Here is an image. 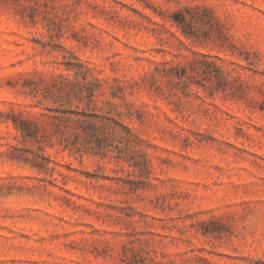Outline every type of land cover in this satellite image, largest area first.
Instances as JSON below:
<instances>
[{"label": "rangeland", "instance_id": "1", "mask_svg": "<svg viewBox=\"0 0 264 264\" xmlns=\"http://www.w3.org/2000/svg\"><path fill=\"white\" fill-rule=\"evenodd\" d=\"M0 264H264V0H0Z\"/></svg>", "mask_w": 264, "mask_h": 264}]
</instances>
